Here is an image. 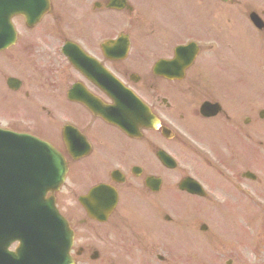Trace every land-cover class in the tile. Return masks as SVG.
Here are the masks:
<instances>
[{"label":"flooded vegetation","instance_id":"obj_1","mask_svg":"<svg viewBox=\"0 0 264 264\" xmlns=\"http://www.w3.org/2000/svg\"><path fill=\"white\" fill-rule=\"evenodd\" d=\"M47 1L50 6L46 15L47 20L43 19L40 23L49 25L48 34L58 39L55 53L60 59L47 58L52 71L58 72L54 77L48 78L49 84L41 88L40 92L31 93L32 96L26 92L23 100L18 96L22 82L13 89V84L12 88L8 86L9 77H7L6 86L12 94L6 96L4 100L1 98L0 106L3 108L7 102L4 112L10 119L4 122L11 126L12 130L35 132L41 135L45 132L49 133L52 139L56 140L57 147L68 163L66 182L71 174H74L72 186L68 187L66 182L64 183L59 192V196L62 193L61 201L57 200V202L66 210H73L75 221L72 222L77 238L84 242V247H80L83 252L74 253L76 259L90 256L91 248L87 245L93 242L94 244L107 242L106 235L103 234L105 230L109 232L108 241L112 246L119 239L124 241L127 256H135L139 252L143 254L148 249L147 238L155 230V226L142 225L139 215L148 212L157 216V206L145 204L157 196V192L149 189L147 180H157V152L162 150V147H157V141L161 142L163 138L165 139L163 126L172 124L181 132L185 141L193 142L209 153H218V162L223 158L224 151L232 155L235 165L242 166L244 174L256 179L253 184L264 180V172H259L264 171V165L261 167L257 165L258 149L264 146V137L257 139L259 133L264 134V101L259 99L255 91L254 76L242 75L240 54H226L227 50L231 52L234 41H240L238 35L242 33L253 40L248 48L255 56L257 45L261 51H264V0H228L227 2L213 0L219 4V7L215 8L213 4H209L211 10L208 9L207 14L213 12L219 24L222 20H225L226 24L234 20L235 25L232 26L234 28L221 29V25L217 23L211 25V29L218 33L217 40L212 39L218 42L217 47L220 49L213 59L216 65L213 70L209 68L207 63L210 56L207 52L201 54L198 52L194 62L184 69L180 78L176 66L170 71L165 69L154 71L152 64L145 60L144 51L141 54L136 52L135 39L128 31L113 32L115 27L128 29L125 19L136 13L135 8L140 13L134 0ZM59 2L65 5L64 8ZM122 3L126 5L122 6ZM227 5L234 7V19L227 14V19L224 18L226 10L224 6ZM65 10L69 12L67 17L62 15ZM181 15L183 16L184 13ZM115 16L122 18V25L113 26L109 22V18ZM15 20L22 21L20 17L14 18L13 22ZM136 20L137 18L135 22ZM255 20L261 25L258 26ZM14 25L16 26L15 22ZM36 26L26 29L32 33ZM177 35L172 31L163 30L157 36L154 35L157 37V44L155 49L148 53L149 58L151 59V55L157 56L155 62L173 60L175 53L171 45L182 40ZM26 36V42L29 44L28 52L31 46L37 49L41 41L35 43L31 40V34ZM168 38L173 40L171 44ZM197 39L205 40L201 36H197ZM114 41L116 45L105 46ZM242 44L244 52L247 53L246 43ZM126 45L127 53L122 56L121 50L126 48ZM69 46L75 48L84 59H86L84 54L94 59L105 69L106 75L111 74L142 102H148L159 127L148 129L139 125L134 131L137 138H132L107 124L103 119L92 115L81 102L91 97L95 100L99 99L100 105L95 101L91 102L95 110L99 107L110 109L118 106L119 102L115 104L113 99L97 87V85L101 86L111 95L110 97L114 98L112 92L117 86L114 85L113 80L104 79L97 68L90 65L92 63L79 61L82 72H77L69 66L70 76H67L65 71H60L61 65L56 63H67V58L60 56L61 49L62 47L68 49ZM12 49L14 48L11 47L0 53ZM118 52L121 53L117 54ZM199 57V61H196ZM78 59L79 57L76 58L77 61ZM261 67H264V61ZM47 69H50V66ZM87 76L92 78L93 83L87 80ZM63 81V85H60L59 83ZM66 83L70 85L64 90ZM55 86L58 87L57 90ZM71 86L75 88L70 96L72 100L78 101L73 102L68 98ZM124 102L128 111L124 110L125 114H132L129 113L130 111L140 112L137 104L129 97H124L121 105ZM153 109L157 111L156 114ZM24 113H31L30 118L25 119L21 115ZM138 121L134 120V122ZM67 125L76 128L88 139V142H85L89 144L87 154L84 155L85 143L77 136L71 141L74 146L69 149L71 131L69 130V133L63 131V127ZM175 141H170L169 150L174 148L175 144L190 154L187 146ZM130 144L135 145L138 154L128 148ZM242 149L248 150L249 161L245 159ZM238 174L243 173L238 172ZM98 185L109 186L115 196L101 193L90 200L85 199L89 190ZM129 200H132L133 206L126 204ZM106 213V221L98 222L97 220H101ZM154 216L152 215V218ZM137 245L140 247L138 248ZM112 251L114 250L111 249L110 252Z\"/></svg>","mask_w":264,"mask_h":264},{"label":"rangeland","instance_id":"obj_2","mask_svg":"<svg viewBox=\"0 0 264 264\" xmlns=\"http://www.w3.org/2000/svg\"><path fill=\"white\" fill-rule=\"evenodd\" d=\"M136 3V6L138 7L140 13L138 10H136V13L132 16H129L128 18H124L126 20V26H128V29L126 27H115L113 29V32L115 33L116 30H122L124 32L128 31L131 37L135 39L134 44L136 46V52L141 54L144 51V55L149 62V64L154 63V60L157 56L151 55V59L147 55L152 49H155L151 41L153 40L155 45V35L159 34L161 30H165L167 32L172 31L173 33L176 32V30H179L182 32L181 38L182 40L180 42H183L185 38L190 37H197L199 34H202L205 38H207L206 33L207 30L209 31L210 35L215 32L211 29V25L213 24H219L218 18L213 14V12L207 14L208 9L211 10V5L208 3H205L204 0H191V6L190 11L188 12V16H185V13L183 17L179 16V22H183L185 26L184 29L180 30L179 27L176 26L175 22V15L177 13H174L173 7L176 6V2L181 1L176 8H182L187 11V4L184 0H134ZM190 1V0H189ZM139 2V3H138ZM60 3V2H59ZM138 3V4H137ZM62 7L64 8V4L60 3ZM214 6V5H213ZM215 7V6H214ZM231 13V10L226 8ZM226 10H225V19H227L226 16ZM63 17H67L69 15V12L66 11L62 13ZM162 15V18H161ZM137 18L136 22L135 19ZM74 19V17H73ZM109 22L113 24V26H119L123 24V20L121 17H111L109 18ZM174 20L175 25L173 26V23L171 24L172 20ZM75 20V19H74ZM222 20V19H221ZM71 22V21H70ZM188 24L192 25L196 30L193 34L192 28L187 27ZM221 22V21H220ZM221 29L223 27H226V21L222 20ZM228 27V26H227ZM47 30H50V26L43 24L40 27H37L34 29L32 33H29L25 28H20V33L22 36V39L19 41V45L17 46V49H12L10 52H5L0 54V99L2 100L6 99V96L11 95V91L8 90L6 86V78L7 77H13L18 78L22 81V89L19 91L18 96L20 100L24 99V94L26 92L31 95V93H37L40 92L41 88L47 86L49 84L48 77L44 76V73L48 75L49 77L56 71H52L51 65L48 63L47 58H55L56 60L60 59L56 53H55V45L58 44L56 38H53L50 34H48ZM190 33V34H188ZM26 34H31V40L35 43L41 41L37 45V49H34L32 46L30 48V52H28V46L29 44L23 40V37L27 36ZM163 34V33H161ZM178 36V35H177ZM215 37V36H214ZM149 38H152L149 42ZM180 38V39H181ZM52 42L49 41V40ZM167 40H170L169 38ZM42 41H45L46 43H43ZM170 40V44H171ZM179 43V42H177ZM174 43L171 45V48L175 46ZM259 46V45H257ZM258 52L255 56V62L252 60L243 62L244 64L247 63L250 66H258L257 63H260L259 55L261 54L260 49H257ZM227 55H231L230 50L226 51ZM31 57H30V56ZM58 58V59H57ZM63 64V62H62ZM48 66H50V69L47 71ZM64 67L61 69H65L62 71H65L67 76H70L69 70H66V64H63ZM257 72V71H256ZM260 78H256L257 83V95L259 99L264 101V71L260 70L259 74ZM65 76V77H67ZM66 79V78H65ZM64 79V81H65ZM63 82H60V85H63ZM70 83H66L64 85V90H66L69 87ZM55 89L57 90L58 87L55 86ZM32 96V95H31ZM7 102L4 104L3 108L0 106V120L1 121H8L10 118L4 112L6 110ZM25 119H29L31 116V113H24L21 114ZM42 115V114H40ZM264 130V128H263ZM262 130V131H263ZM52 137V136H51ZM264 137V134L259 133L258 138ZM259 146L258 144H256ZM128 148L134 152L138 153V151L135 149L134 144L128 145ZM241 152L246 153L247 155L245 157L250 158V154L247 149H242ZM258 157L264 158L262 149L259 148L258 151ZM197 161L201 164L203 159L200 157H196ZM151 168L153 166L151 165ZM158 168V167H157ZM164 173L161 169L157 170V172ZM168 174V173H165ZM211 174H216L215 171H211ZM180 172H175L172 174L171 181H169L168 185H164L163 191L157 195V224H159V227L162 226V228L158 229V233L165 232L167 235L166 237L157 240V253L156 251L153 252V255H150L144 260L143 262L140 261H131L128 259L126 255V245L124 241L122 240L121 243L118 244V249L113 251V255L115 257H119L120 259H116L113 264H188V261L186 258L191 255V252L189 249L192 248L193 250L199 249V251H193L194 256V264H208L206 262H210L209 260L214 261L218 264H223V261L220 258V253L217 251L216 248L219 249L218 241L216 240V243H210V244H204L200 243V240L196 238L199 237V234L197 232V227L195 226L198 222H204L201 221L204 218L200 217L193 220L195 216H192V224L187 225L185 227L184 225H180V222L184 223L186 220H189L191 217V213H199L201 214L209 207H212L217 210L216 201H210L207 202L205 200L195 199L186 197L187 195L181 194L177 191V189H171L169 186L173 185L174 180L178 179L180 177ZM202 177H206L205 175L200 174ZM71 179L74 180V174H72ZM206 184L209 186L212 185L209 181V178L206 177L205 179ZM215 183L214 181H212ZM70 183L73 184L71 181ZM67 184H69V180L67 181ZM213 195H222L223 192H213ZM225 194V193H224ZM61 196V195H60ZM59 196V199H60ZM220 196L217 198L219 200ZM58 198V196H57ZM236 199H239L238 197H235ZM264 199V195L262 197ZM60 201V200H59ZM128 206H133L134 203L132 200L127 201L126 203ZM62 210H65L63 206H60ZM196 210L193 212H184L185 210ZM60 209V210H61ZM184 209V210H183ZM213 213H208L212 216L213 219H218V213L215 210H212ZM66 213L69 215L70 213L66 211ZM238 213V212H236ZM167 214L171 217L172 223L167 224L163 220V216ZM263 213L258 214L254 218L256 220L255 222H258L260 224L259 229L261 226H264V220L261 218ZM71 219L75 221V216L72 215ZM218 221H216L217 223ZM206 223V222H205ZM219 229V228H218ZM216 229V232L217 230ZM264 232L263 230H258L256 234V238L254 237V244H251V246L248 249H243V253L246 256H241L240 260H236V264H264V257L261 255V253H264ZM257 239V242H256ZM83 241H81L82 243ZM139 248L140 246L137 245ZM209 247L210 253L205 257H197V253L204 252V249ZM113 250V249H112ZM226 254V253H225ZM112 255V256H113ZM162 255L165 258V261L160 262L158 259H156V256ZM231 254H226L227 259L228 256ZM250 257V258H248ZM167 258V259H166ZM191 261V260H190ZM96 262V263H94ZM94 264H110L109 262H100V261H94ZM214 264V263H213Z\"/></svg>","mask_w":264,"mask_h":264},{"label":"water","instance_id":"obj_3","mask_svg":"<svg viewBox=\"0 0 264 264\" xmlns=\"http://www.w3.org/2000/svg\"><path fill=\"white\" fill-rule=\"evenodd\" d=\"M17 2L23 3L24 0H17ZM1 3H6V6L10 7V0H0ZM11 14L12 12H9L3 16L5 17L2 21L3 24H9ZM6 26L3 25L2 28ZM14 140L15 137L9 133L0 132V195L9 197L11 193L15 194L16 190L22 188L32 192H29L30 195L28 196L33 202L30 205L29 221L32 222L34 232H42L40 234L42 238L35 237L32 242H28L24 237V230L20 228L13 230L12 234L21 236L20 244L22 243L23 251L26 249V253H28V245L30 244L29 255L31 256L29 258L34 257L35 264H41L52 257L49 254L52 248L55 247L58 249V253L63 255L70 244V236L65 231L66 222L56 211L52 199L47 202L49 200H45L44 197L45 191L54 192L62 183L64 163L61 162L58 153L45 143L28 139L27 144L17 143L18 145L13 147L11 142ZM23 173L26 175L25 180L30 185L28 188L21 184L24 181L22 180ZM7 216L11 217V214L8 213ZM50 227L52 228L51 233H43V229ZM16 231L21 232L16 233ZM35 239L37 240L35 241ZM51 239H55L54 244L48 242ZM8 240L9 238L6 241ZM36 252L39 254L37 257L35 256ZM59 258L60 256H56L55 259ZM51 264H59V262Z\"/></svg>","mask_w":264,"mask_h":264}]
</instances>
